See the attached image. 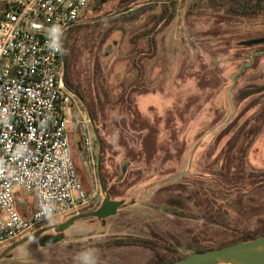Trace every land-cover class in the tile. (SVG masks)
Instances as JSON below:
<instances>
[{
  "label": "rangeland",
  "instance_id": "rangeland-1",
  "mask_svg": "<svg viewBox=\"0 0 264 264\" xmlns=\"http://www.w3.org/2000/svg\"><path fill=\"white\" fill-rule=\"evenodd\" d=\"M8 1L0 0V13ZM145 1L92 0L61 36V46L66 37L71 43L72 81L92 101L93 118L101 124L96 126L101 176L113 199L135 202L102 224L93 217L76 220L58 242L40 246L30 240L0 264H158L150 249L129 238L148 240L155 248L169 244L181 254L187 243L218 245L241 233L264 231V89L238 95L264 85V42L251 43L264 37V0L244 15L231 9V0H179L175 17L154 33L151 49L146 37L132 39L143 35L158 11L112 19ZM256 50L262 51L229 90L228 121L195 147L186 176L145 189L186 168L196 142L228 110L231 74ZM125 56L124 62L136 60L143 67L136 82L124 77ZM132 88L137 91L130 93ZM232 143L244 148L241 171L236 162L228 163ZM93 146L97 152L94 139ZM72 156L85 206L47 224L96 208L102 200L95 154L88 165L73 145ZM17 199L23 212L32 197L18 193ZM121 239L124 245H114Z\"/></svg>",
  "mask_w": 264,
  "mask_h": 264
},
{
  "label": "built area",
  "instance_id": "built-area-1",
  "mask_svg": "<svg viewBox=\"0 0 264 264\" xmlns=\"http://www.w3.org/2000/svg\"><path fill=\"white\" fill-rule=\"evenodd\" d=\"M91 1L10 0L0 13V248L85 206L71 139L92 165V130L64 85L61 36ZM18 193L32 197L23 212Z\"/></svg>",
  "mask_w": 264,
  "mask_h": 264
},
{
  "label": "water",
  "instance_id": "water-1",
  "mask_svg": "<svg viewBox=\"0 0 264 264\" xmlns=\"http://www.w3.org/2000/svg\"><path fill=\"white\" fill-rule=\"evenodd\" d=\"M124 8L117 10L116 12H121ZM253 42H264V37H260L257 39L251 40ZM252 51L249 54L248 59L235 71L231 74V84L228 86L226 90V101L228 105V110L224 116V118L216 125L212 126L194 145L191 149L186 168L180 172L170 174L157 182L145 186V189L154 188L169 182L172 179L185 175L190 164L192 153L195 147L206 139L210 134H212L215 130L219 127L224 125L231 114V101L228 98V93L231 87L235 82V76L244 68L247 67L252 60L254 54L260 52ZM65 87L74 94L77 98L81 99L79 94L74 92L72 89L68 88L66 85ZM264 89L263 86L253 87V88H245L243 89L239 97L247 96L248 94L258 92ZM89 120L91 122L93 135L98 145V153H97V175L100 184V188L102 191V201L98 207L90 211L84 212H76L69 216H67L64 220L52 223L50 225H46L44 227H39L34 230L28 231L25 234L11 240L7 244H5L2 249L0 250V262L11 258L15 254V250L21 247L23 244L30 240H37L40 246H44L45 244H52L64 239L63 231L70 227L76 220L86 218V217H93L95 219L103 220L104 218L113 215L118 209L130 206L132 203L135 202L133 198L130 200L121 199H112L110 198V194L107 191V185L102 180L101 172H100V157H101V140L97 133L96 126L94 121L92 120L91 115L88 113ZM53 229L58 234H47L45 231ZM169 264H264V233L258 235L254 238L236 241L224 246H220L217 248H210L202 251L191 252L186 254L185 256L169 263Z\"/></svg>",
  "mask_w": 264,
  "mask_h": 264
},
{
  "label": "trees",
  "instance_id": "trees-1",
  "mask_svg": "<svg viewBox=\"0 0 264 264\" xmlns=\"http://www.w3.org/2000/svg\"><path fill=\"white\" fill-rule=\"evenodd\" d=\"M143 1H145V0H143ZM260 1H262V0H255V1L254 0H231V9L233 11L239 12L242 15H244L247 12H250L253 10L255 11V10L259 9L258 3ZM178 2H179V0H147L145 2L140 3L138 6L130 9L129 11H127L125 13H120V14L113 16L112 19L119 18V17L124 18V16H126L128 14L141 13V11H143L144 9H146V10L151 9V10L158 11L157 14L151 16L152 17V20H151L152 24L150 26H148V28L145 31H143V35L136 34V38L133 37V39H132V43H137L136 40L138 37L139 38L140 37H146L147 46H148V48L151 49V47H153V45H154L153 44L154 33L160 31L165 25H167L175 17ZM7 7H8V2H6V8ZM157 8H159V9L157 10ZM69 27L71 28V26H69ZM69 43H70V41L68 40V37H66L64 39V44H62L66 82L68 83L69 87L74 92H76L77 94H79L82 97V94L79 91V88L73 83L71 75H70L71 73H70V64H69L70 63L69 52L71 49L70 48L71 43L70 44ZM143 55H144V52H143ZM133 63H134V67L136 69V75H137V79H138V77L140 78L143 74L142 73L143 67L136 60ZM246 68L247 67H244L242 70H244ZM94 71L98 72V70L95 66H94ZM136 91H137L136 88H132L130 90V93H134ZM94 142H95V140H94ZM239 146L240 145H238V147H235L233 143L229 146L228 154H229V151H232L233 153L231 152L232 159L228 163L231 164L233 162H236L238 167L242 166V168L244 169V167H243L244 160H245L244 153H243L244 148L241 146L239 147ZM102 150H103V145H102ZM228 165L229 164H227L225 166L227 171H228ZM238 169L240 171L242 170L241 167H239ZM209 207L211 208V205ZM263 233H264V231L259 232V233H255V232L254 233H251V232L246 233L245 232V233H241V235H239V236H235V237L229 239V241H225V242L220 243L218 245L200 246V245H197L195 243L193 246H191L189 248L187 247L186 249H190L188 253H191V252L202 251V250H206V249H210V248H217V247L224 246V245L236 242V241L251 239V238H254V237L261 235ZM129 239H130V241L136 242V244H138V245H142L143 247H146L150 250H153V248L150 247L149 245H147L146 243H142L143 239H140V238H129ZM124 244H125L124 240H122V239L121 240H115V242H114V245H116V246H122ZM1 248H0V250H1ZM170 253H171L170 256L167 255L166 257L159 258L158 264H169V263L185 256L186 254H188V253L174 254L171 249H170Z\"/></svg>",
  "mask_w": 264,
  "mask_h": 264
},
{
  "label": "flooded vegetation",
  "instance_id": "flooded-vegetation-1",
  "mask_svg": "<svg viewBox=\"0 0 264 264\" xmlns=\"http://www.w3.org/2000/svg\"><path fill=\"white\" fill-rule=\"evenodd\" d=\"M230 7H231V5H230ZM256 51H258V50H256ZM63 58H64V55H63ZM238 75V74H237ZM236 75V76H237ZM236 76H235V81H236ZM63 81H64V85H66L68 88H70L69 87V85H68V83L66 82V77H65V69L63 68ZM235 83V82H234ZM234 85V84H233ZM79 88V87H78ZM232 88V87H231ZM71 89V88H70ZM79 91L81 92V94H82V97H81V99H79V98H77L74 94H73V96H74V101H75V103H76V106H77V108L80 110V112H83L87 117H88V119H89V116H88V113L91 115V117L93 118V108H94V105L92 104V101L89 99L88 100V98H86L85 97V95H83V93H82V91L79 89ZM242 91V90H241ZM240 91V92H241ZM240 94V93H239ZM238 94V95H239ZM94 124H95V126H97L98 127V129L100 128V126H101V124H100V122H99V120H98V118L97 117H95L94 116ZM92 119V120H93ZM89 123H90V127H91V130H92V126H91V122H90V120H89ZM97 129V128H96ZM74 135H75V140L77 141V142H75V147H76V150H81V146H80V143H79V140H78V138H77V133H75L74 132ZM93 139L95 140V137H94V135H93V131H92V141H93ZM97 153H98V147H97V152H96V149H94V154H95V159H96V162H97ZM74 158V157H73ZM123 169V171L125 170L124 169V166L122 167ZM76 170H77V168H76ZM96 172H97V165H96ZM77 173H78V176H79V179H80V174H79V171L77 170ZM187 173V172H186ZM182 176H186V174L185 175H182ZM97 177H98V175H97ZM102 180H103V178H102ZM99 181V180H98ZM104 181V180H103ZM105 183H106V181H104ZM106 185H107V183H106ZM99 186H100V184H99ZM100 190H101V188H100ZM107 191H108V193L110 194V198H112L113 199V197H112V193H111V188H110V186H107ZM102 192V191H101ZM102 201V200H101ZM101 201L99 202V204L96 206V207H98L99 205H100V203H101ZM210 208V207H209ZM93 209H95V208H90V209H85L84 211H90V210H93ZM119 210V209H118ZM117 210V211H118ZM83 211V212H84ZM116 211V212H117ZM115 212V213H116ZM114 213V214H115ZM177 214L179 213V215L181 216L183 213H184V211L183 210H178V212H176ZM193 213V212H192ZM113 214V215H114ZM188 214V213H187ZM111 216V215H110ZM87 218V217H86ZM99 223H104V221H105V218L103 219V220H98V219H96ZM46 225H50V224H47V223H45V224H42V225H40V226H37V227H35V228H33L32 230H34V229H36V228H39V227H44V226H46ZM31 231V230H30ZM64 232V231H63ZM45 233H47V234H58L59 232H56V231H54L53 229H49V230H47V231H45ZM166 240H168V238H165ZM142 242H145V240H142ZM171 245H173V243H172V240H171V242H169ZM146 244L147 245H149L150 247H152L153 248V250H149L152 254H153V257L154 258H156V259H159V258H163V257H166L167 255H171V253H168V252H170V246H169V244H165V245H162V247H157V248H155L156 246L155 245H153V246H151L150 245V242H148V240L146 241ZM138 245V244H137ZM194 245V243H191V244H189V243H187L186 245H184L183 247L186 249L187 247L189 248V247H191V246H193ZM189 250L190 249H186V253H188L189 252Z\"/></svg>",
  "mask_w": 264,
  "mask_h": 264
},
{
  "label": "crops",
  "instance_id": "crops-1",
  "mask_svg": "<svg viewBox=\"0 0 264 264\" xmlns=\"http://www.w3.org/2000/svg\"><path fill=\"white\" fill-rule=\"evenodd\" d=\"M255 1V0H254ZM126 57V56H125ZM128 59H127V57H126V59L124 58L123 59V62L124 61H127ZM124 64L126 65V67H125V71H124V77H125V79L126 78H129V77H131L132 79H131V81H133V80H135V82L137 81V75H136V69H135V67H134V63L131 61V59L128 61V62H124ZM139 78V77H138ZM141 78V77H140ZM130 81V82H131ZM75 142H77L76 140H75V135H74V132H73V134H72V139H71V147L73 146V145H75ZM72 149V148H71Z\"/></svg>",
  "mask_w": 264,
  "mask_h": 264
}]
</instances>
